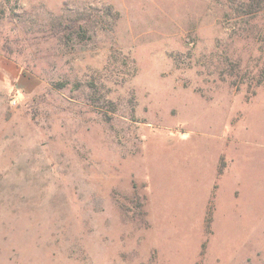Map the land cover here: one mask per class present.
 <instances>
[{
  "label": "rangeland",
  "instance_id": "1",
  "mask_svg": "<svg viewBox=\"0 0 264 264\" xmlns=\"http://www.w3.org/2000/svg\"><path fill=\"white\" fill-rule=\"evenodd\" d=\"M0 264H264V0H0Z\"/></svg>",
  "mask_w": 264,
  "mask_h": 264
},
{
  "label": "trees",
  "instance_id": "2",
  "mask_svg": "<svg viewBox=\"0 0 264 264\" xmlns=\"http://www.w3.org/2000/svg\"><path fill=\"white\" fill-rule=\"evenodd\" d=\"M89 19L86 15H83L81 13H77L76 17L73 18V24H68L63 26V30H70L73 34H75V37L80 38L84 35H82V32L86 31V26L88 25Z\"/></svg>",
  "mask_w": 264,
  "mask_h": 264
}]
</instances>
